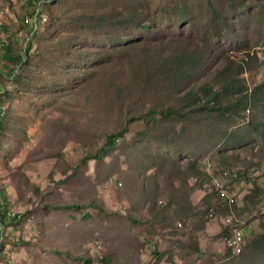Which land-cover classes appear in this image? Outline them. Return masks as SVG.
Returning a JSON list of instances; mask_svg holds the SVG:
<instances>
[{
	"label": "rangeland",
	"instance_id": "1",
	"mask_svg": "<svg viewBox=\"0 0 264 264\" xmlns=\"http://www.w3.org/2000/svg\"><path fill=\"white\" fill-rule=\"evenodd\" d=\"M184 48L193 75L142 94L132 69ZM229 60L264 83V0H0V264H264L246 246L264 224V98L250 120L201 108ZM171 106L197 119L157 112ZM239 227L244 255L223 239Z\"/></svg>",
	"mask_w": 264,
	"mask_h": 264
},
{
	"label": "trees",
	"instance_id": "2",
	"mask_svg": "<svg viewBox=\"0 0 264 264\" xmlns=\"http://www.w3.org/2000/svg\"><path fill=\"white\" fill-rule=\"evenodd\" d=\"M8 47L9 46H6L5 48ZM30 48L31 43L27 44L25 52L28 53ZM10 53L11 51L7 50V54ZM158 57L159 59H156V61H154L155 63L151 65L149 61L155 60V58L152 55L145 56L143 59V64H140L139 66L132 69L133 81L140 86L142 91H144L142 94L145 92L156 93L161 89H165V91H175L179 89L180 84L186 78H189L191 75H193L194 70L197 68L199 63L198 55L195 52L193 53L190 51L188 48H184L183 50L170 55H158ZM233 66L234 71H232L229 77L225 79L224 72L229 73ZM244 70L245 66H243V64L237 63L236 65H233L232 60H229L225 68L220 71V75H223V80L221 77H216L210 84L200 88V98L201 96H207V102L202 105V110L212 112L214 108L215 111L222 117L232 115L250 120V118H247L245 115L246 111L250 108L254 109L257 105L262 103L264 98V83L250 88L245 79L241 76ZM218 82H220L219 88L217 91L213 92V89ZM122 89L125 90V87H118L119 92H121ZM214 101H217V103H214ZM184 108L185 107H182V109L177 111V109L171 106L165 110L162 108L158 109L157 112H160L162 117L178 116L179 119L183 120V124L181 126L183 129H185L187 121L186 118L188 119L190 117L191 121L197 118L189 116V113H187V111L185 112ZM153 110L156 111V109ZM200 126L204 125L200 124ZM112 135L113 137L116 136V134L107 135V140L104 143L106 146L110 145L113 138ZM118 138L119 136L115 137V141ZM189 166L191 171L188 173V177H186L185 180L190 178L189 183L191 187H200L201 189L202 187L199 181L201 182L208 180L209 175L206 173V171L199 169L195 162ZM225 170H223V172ZM195 177L199 180L194 181L193 179ZM212 190L218 191L214 187L213 189H209L207 191L210 192ZM229 202H227L228 205H226V208L232 204ZM228 212L229 211L227 210L224 214H228ZM210 219L211 217L207 215L203 221V224H206V222ZM246 246L249 248L251 253L264 256V224L262 225V230L259 231ZM244 253L245 250L242 249V251L237 254L244 255Z\"/></svg>",
	"mask_w": 264,
	"mask_h": 264
},
{
	"label": "bare ground",
	"instance_id": "3",
	"mask_svg": "<svg viewBox=\"0 0 264 264\" xmlns=\"http://www.w3.org/2000/svg\"><path fill=\"white\" fill-rule=\"evenodd\" d=\"M210 214L212 216L213 212H211ZM223 239L227 242V244L230 245V247H232L233 251H236V252L241 251L242 247L240 248V251L234 250V241H242V232H239V228H232L230 233L225 235Z\"/></svg>",
	"mask_w": 264,
	"mask_h": 264
},
{
	"label": "built area",
	"instance_id": "4",
	"mask_svg": "<svg viewBox=\"0 0 264 264\" xmlns=\"http://www.w3.org/2000/svg\"><path fill=\"white\" fill-rule=\"evenodd\" d=\"M239 232H242V241H234V250L240 251V248L243 247V244L245 243V236H244L242 227H239Z\"/></svg>",
	"mask_w": 264,
	"mask_h": 264
},
{
	"label": "crops",
	"instance_id": "5",
	"mask_svg": "<svg viewBox=\"0 0 264 264\" xmlns=\"http://www.w3.org/2000/svg\"><path fill=\"white\" fill-rule=\"evenodd\" d=\"M213 216V215H212ZM209 226L213 227V222L209 224Z\"/></svg>",
	"mask_w": 264,
	"mask_h": 264
}]
</instances>
